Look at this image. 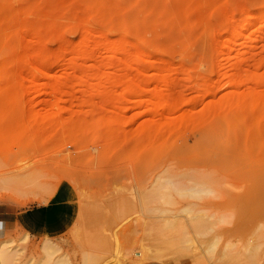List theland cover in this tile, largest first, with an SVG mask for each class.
I'll return each mask as SVG.
<instances>
[{
  "label": "rangeland",
  "instance_id": "obj_1",
  "mask_svg": "<svg viewBox=\"0 0 264 264\" xmlns=\"http://www.w3.org/2000/svg\"><path fill=\"white\" fill-rule=\"evenodd\" d=\"M4 242L9 264H264V0H0Z\"/></svg>",
  "mask_w": 264,
  "mask_h": 264
},
{
  "label": "crops",
  "instance_id": "obj_2",
  "mask_svg": "<svg viewBox=\"0 0 264 264\" xmlns=\"http://www.w3.org/2000/svg\"><path fill=\"white\" fill-rule=\"evenodd\" d=\"M54 210L53 207H51ZM49 208H33L20 217V225L24 226L35 235H42L47 232L49 226L53 225Z\"/></svg>",
  "mask_w": 264,
  "mask_h": 264
},
{
  "label": "bare ground",
  "instance_id": "obj_3",
  "mask_svg": "<svg viewBox=\"0 0 264 264\" xmlns=\"http://www.w3.org/2000/svg\"><path fill=\"white\" fill-rule=\"evenodd\" d=\"M127 4V3H126ZM114 58V56H111V60ZM110 65H112V63H110ZM52 85H53V88H52ZM51 85V89H53V91H54V93L58 90L57 89V86H56V84H52ZM52 91V90H51ZM53 93V92H52ZM53 93V94H54ZM100 94H103V93H100ZM103 95H106L107 96V94H103ZM74 98H76V95L74 96ZM204 191V190H203ZM181 193V192H180ZM192 194V193H191ZM197 194V193H196ZM5 243V242H4ZM12 244V243H11ZM5 245H7L8 246V244H4V245H2V243H0V264H9V261H10V258H9V253L11 252L10 251V249L11 248H7V246H5ZM5 246V247H4ZM10 246V245H9ZM56 248H55V246L54 245H52L50 242H48V241H46L45 243H43L42 244V247H41V250H42V252H44V253H47V252H55L56 250H55ZM10 251V252H9ZM12 252H13V250H12ZM11 252V253H12ZM15 252V251H14ZM13 252V253H14ZM252 253V252H251ZM254 254V253H253ZM13 255V254H12ZM13 257V256H12ZM15 258V256L13 257V259ZM15 260V259H14ZM144 260V259H143ZM50 261H51V263H47V264H66L63 260H61V259H55V260H51L50 259ZM145 261V260H144ZM29 264H30V262H29ZM120 264V263H119Z\"/></svg>",
  "mask_w": 264,
  "mask_h": 264
}]
</instances>
